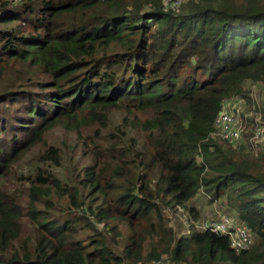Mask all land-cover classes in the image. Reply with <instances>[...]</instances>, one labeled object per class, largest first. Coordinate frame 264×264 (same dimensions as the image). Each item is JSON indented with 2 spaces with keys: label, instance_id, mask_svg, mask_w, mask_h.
I'll list each match as a JSON object with an SVG mask.
<instances>
[{
  "label": "trees",
  "instance_id": "obj_1",
  "mask_svg": "<svg viewBox=\"0 0 264 264\" xmlns=\"http://www.w3.org/2000/svg\"><path fill=\"white\" fill-rule=\"evenodd\" d=\"M254 83L264 0H0V264H264V156L211 136ZM217 197L250 250L196 227Z\"/></svg>",
  "mask_w": 264,
  "mask_h": 264
},
{
  "label": "built area",
  "instance_id": "obj_2",
  "mask_svg": "<svg viewBox=\"0 0 264 264\" xmlns=\"http://www.w3.org/2000/svg\"><path fill=\"white\" fill-rule=\"evenodd\" d=\"M178 4L179 2H176L173 7L178 9ZM257 85L258 83H254L253 88ZM247 96L250 98L249 94ZM247 100V98H240L226 101L214 120V130L211 136L214 139L219 138L233 145H239V141L246 133L247 121L251 119L253 128L250 143L251 148L258 155V149H264V107L254 105V98L251 104L245 106ZM196 227L199 230H209L226 235L229 246L237 253L250 250L253 247L254 238L246 224L235 222L234 217L229 213H220L215 219L205 218L200 222H196Z\"/></svg>",
  "mask_w": 264,
  "mask_h": 264
},
{
  "label": "rangeland",
  "instance_id": "obj_3",
  "mask_svg": "<svg viewBox=\"0 0 264 264\" xmlns=\"http://www.w3.org/2000/svg\"><path fill=\"white\" fill-rule=\"evenodd\" d=\"M164 4L166 7L170 9H175L176 7H173V4L176 2H179V8L176 9L179 11L188 0H163ZM247 86V85H246ZM250 95L249 100L246 101L245 106H248L251 104L253 98H254V105H260L261 107H264V87L258 83V85L253 88V84L249 88V92L247 93ZM252 104V105H253ZM251 105V106H252ZM253 128V122L251 119H248L247 125H246V133L243 135V138L241 141H239V145H234L237 147V149H240L243 145L245 147L244 151L246 154L252 156L253 158H260L264 156V149H258L259 154L256 155L255 151L251 148V143H250V137H251V130ZM88 131V128L84 129V134H86ZM46 138L51 142V143H56L59 145L63 151L69 155L71 152L72 148H78V146L81 144V140L78 138L77 133L75 132H70L67 129L63 128L62 126L55 127L51 131L48 132L46 135ZM218 141L223 142L221 139L217 138ZM231 144V143H230ZM39 151V148H36L33 152L27 154L22 160H20L16 166H15V175L16 179H14L11 183L12 189L15 188L16 182L17 183V188L21 186L22 183H20V180L18 178L20 175H24V177H31L35 173V168L38 166L37 158L35 156L37 155ZM53 170L57 172L60 176L64 177L66 173V168L65 167H54ZM15 177V176H14ZM202 211L201 213L203 214L198 220L199 222L202 221L205 218H217L220 213L226 212L231 214L234 217L235 222L240 223L239 220L236 219V214L233 210H230L227 206V199L225 197H217L215 202L212 205H209L207 202V199L204 198V202L202 201ZM230 210V211H229ZM229 211V212H228ZM180 216L183 220L184 227L186 229L190 228L192 226V221L189 219L188 214L183 212L180 213ZM197 221V222H198ZM255 240V236H253Z\"/></svg>",
  "mask_w": 264,
  "mask_h": 264
}]
</instances>
